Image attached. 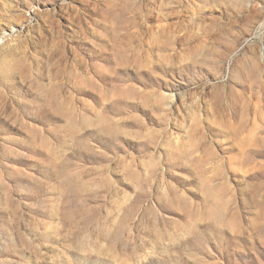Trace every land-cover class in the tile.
<instances>
[{
	"label": "rangeland",
	"instance_id": "1",
	"mask_svg": "<svg viewBox=\"0 0 264 264\" xmlns=\"http://www.w3.org/2000/svg\"><path fill=\"white\" fill-rule=\"evenodd\" d=\"M0 264H264V0H0Z\"/></svg>",
	"mask_w": 264,
	"mask_h": 264
}]
</instances>
